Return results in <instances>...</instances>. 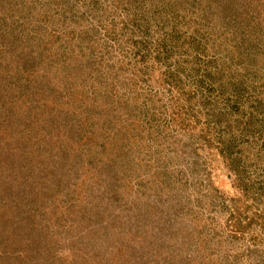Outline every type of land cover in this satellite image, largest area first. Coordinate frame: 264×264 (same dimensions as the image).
I'll list each match as a JSON object with an SVG mask.
<instances>
[{"label": "rangeland", "instance_id": "374dc122", "mask_svg": "<svg viewBox=\"0 0 264 264\" xmlns=\"http://www.w3.org/2000/svg\"><path fill=\"white\" fill-rule=\"evenodd\" d=\"M0 264H264V0H0Z\"/></svg>", "mask_w": 264, "mask_h": 264}]
</instances>
